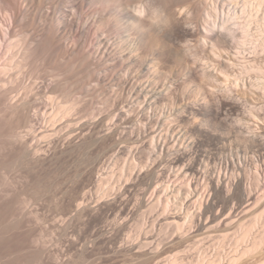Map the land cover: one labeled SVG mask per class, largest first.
<instances>
[{
	"label": "rangeland",
	"instance_id": "1",
	"mask_svg": "<svg viewBox=\"0 0 264 264\" xmlns=\"http://www.w3.org/2000/svg\"><path fill=\"white\" fill-rule=\"evenodd\" d=\"M171 1L0 0V264H264V0Z\"/></svg>",
	"mask_w": 264,
	"mask_h": 264
},
{
	"label": "bare ground",
	"instance_id": "2",
	"mask_svg": "<svg viewBox=\"0 0 264 264\" xmlns=\"http://www.w3.org/2000/svg\"><path fill=\"white\" fill-rule=\"evenodd\" d=\"M82 1L83 0H45V10L50 18V20L55 24L64 23L69 20V18H73L75 20V15L79 14V18H76L78 21L82 19L80 13L82 12ZM171 1V0H169ZM177 1V0H176ZM173 2V1H171ZM178 2V1H177ZM174 6V5H173ZM172 6V7H173ZM177 7V6H176ZM175 7V8H176ZM80 12V13H79ZM77 17V15H76ZM10 22V21H9ZM76 22V21H75ZM77 24V23H76ZM9 32H7L8 34ZM123 34V33H122ZM113 37V36H112ZM74 39V37H72ZM76 38V37H75ZM96 38V37H95ZM120 38V37H119ZM121 39V38H120ZM146 67V66H145ZM143 90V89H142ZM148 91V90H147ZM153 91V90H152ZM150 92V91H149ZM151 93V92H150ZM153 93V92H152ZM151 93V94H152ZM146 94V93H144ZM148 94V93H147ZM155 94V93H154ZM158 95V94H157ZM142 98L143 95L141 94ZM145 97V95H144ZM155 98V95H152L151 98ZM140 98V97H139ZM141 98V99H142ZM153 98V99H154ZM158 99V98H157ZM151 100V99H150ZM153 101V100H152ZM156 103V102H155ZM226 165V164H225ZM226 167V166H225ZM226 169H224L225 171ZM229 174V173H228ZM224 177V175H223ZM221 177V178H223ZM219 179V178H218ZM220 181V179H219ZM224 181V180H223ZM247 197V196H246Z\"/></svg>",
	"mask_w": 264,
	"mask_h": 264
}]
</instances>
